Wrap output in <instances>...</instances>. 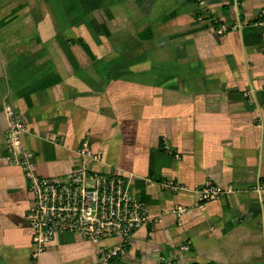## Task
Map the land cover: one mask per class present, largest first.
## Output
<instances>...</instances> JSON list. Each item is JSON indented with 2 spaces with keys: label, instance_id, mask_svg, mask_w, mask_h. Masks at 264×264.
Returning <instances> with one entry per match:
<instances>
[{
  "label": "crops",
  "instance_id": "crops-1",
  "mask_svg": "<svg viewBox=\"0 0 264 264\" xmlns=\"http://www.w3.org/2000/svg\"><path fill=\"white\" fill-rule=\"evenodd\" d=\"M262 10L264 0H0V264H109L100 251L118 243L60 232L32 254L31 195L4 159L5 103L38 173L66 175L86 140L101 155L89 165L122 175L145 203L150 220L118 264H264ZM206 181L232 190L199 203Z\"/></svg>",
  "mask_w": 264,
  "mask_h": 264
},
{
  "label": "built area",
  "instance_id": "built-area-1",
  "mask_svg": "<svg viewBox=\"0 0 264 264\" xmlns=\"http://www.w3.org/2000/svg\"><path fill=\"white\" fill-rule=\"evenodd\" d=\"M255 22L264 28L263 10ZM241 27V21L236 20L220 24L216 31L223 33ZM3 109L7 117L4 132L7 154L4 159L7 163L21 167L26 188L31 195L25 216L32 231V254L35 256L43 251L56 234L69 232L92 243L104 238H115L118 243L101 250L99 258L109 264H118L117 261L126 252L127 241L134 230L150 220L145 203L130 191L122 175L113 170L97 169L89 165L90 160L99 161L101 155L86 140L77 149L79 164L66 175H41L35 169L33 153L21 143V134L25 131L24 123L16 116L10 103H5ZM166 185L173 190L178 188L171 181H167ZM254 188L264 191V177ZM231 190L230 186L223 188L206 181L197 190L198 202L215 199ZM185 210L186 207L182 205L173 209L177 216Z\"/></svg>",
  "mask_w": 264,
  "mask_h": 264
}]
</instances>
